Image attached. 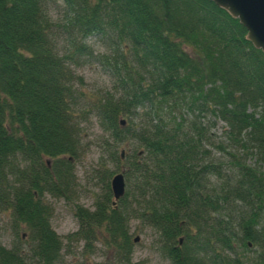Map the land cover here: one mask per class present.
Here are the masks:
<instances>
[{"label": "trees", "instance_id": "trees-1", "mask_svg": "<svg viewBox=\"0 0 264 264\" xmlns=\"http://www.w3.org/2000/svg\"><path fill=\"white\" fill-rule=\"evenodd\" d=\"M245 36L208 0H0V264H61L73 243L129 264L132 220L169 264H264V55ZM93 65L108 90L75 73ZM90 117L99 194L61 238L46 198L76 196Z\"/></svg>", "mask_w": 264, "mask_h": 264}, {"label": "rangeland", "instance_id": "rangeland-1", "mask_svg": "<svg viewBox=\"0 0 264 264\" xmlns=\"http://www.w3.org/2000/svg\"><path fill=\"white\" fill-rule=\"evenodd\" d=\"M62 7L60 2L55 3V7L50 9L49 17L52 21L57 22L61 19L59 8ZM87 44L92 47L95 52H103L104 48L93 38L87 40ZM84 66L77 68L75 73L81 76L84 88L90 92L108 90L110 88V78L105 75L98 67ZM85 136L83 143L87 145L85 151L76 160L74 165L75 175L77 178L78 188L76 196L72 202H66L62 199L54 200L46 198L52 205V215L50 218V226L57 235L63 238L66 234L74 232L77 228L76 220L72 215L73 202L85 208L92 207V200L95 194H99V185L95 183L93 169L95 165L102 160H107L104 152L103 139L105 135L99 128L94 117L83 124ZM126 148V147H125ZM109 169L116 170V165L108 161ZM116 168V169H115ZM119 172V170H118ZM129 230L133 233V237H137V241L133 242V250L130 256L129 264H169L164 258L159 248L156 232L148 227L132 220L129 224ZM11 244V236L6 230H0V245L9 247ZM97 249L90 256L81 253V243L71 244V253L62 255L61 264H116L111 258L101 252L98 245ZM63 252V251H62ZM35 264V263H29Z\"/></svg>", "mask_w": 264, "mask_h": 264}, {"label": "water", "instance_id": "water-1", "mask_svg": "<svg viewBox=\"0 0 264 264\" xmlns=\"http://www.w3.org/2000/svg\"><path fill=\"white\" fill-rule=\"evenodd\" d=\"M217 7L226 11L231 17L238 22L246 30V39L253 47L261 50L264 55V0H208ZM119 124L123 125V119L119 120ZM120 157L123 152L120 151ZM110 190L114 203L124 192V179L122 172L115 173L109 180ZM134 237L133 241H137Z\"/></svg>", "mask_w": 264, "mask_h": 264}]
</instances>
